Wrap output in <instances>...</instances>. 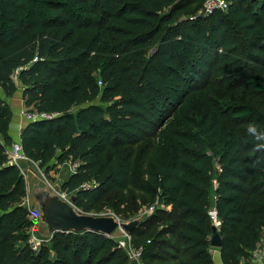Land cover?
Returning a JSON list of instances; mask_svg holds the SVG:
<instances>
[{
  "label": "trees",
  "instance_id": "trees-1",
  "mask_svg": "<svg viewBox=\"0 0 264 264\" xmlns=\"http://www.w3.org/2000/svg\"><path fill=\"white\" fill-rule=\"evenodd\" d=\"M204 1L0 0V264H130L94 232H55L49 248H29L24 167L8 156L17 84L26 111L54 115L21 130L23 154L45 175L53 163L75 168L61 188L76 210L94 214L129 191V212L106 200L128 220L137 201L157 202L130 234L141 262L161 248L213 264V211L222 263L248 260L264 232V150L249 133H264V0H230L208 16Z\"/></svg>",
  "mask_w": 264,
  "mask_h": 264
},
{
  "label": "water",
  "instance_id": "water-1",
  "mask_svg": "<svg viewBox=\"0 0 264 264\" xmlns=\"http://www.w3.org/2000/svg\"><path fill=\"white\" fill-rule=\"evenodd\" d=\"M22 163L27 167L29 165L27 159H23ZM23 175L27 185L28 209L37 217L36 230L44 237H51L55 232H94L111 237L118 230L130 235L144 219L141 217L120 222L112 215L94 216L80 213L74 206V195L67 201L59 196L62 192L61 183L51 187L39 172L30 167L23 169ZM209 245L215 249H220L222 245L216 224L212 226Z\"/></svg>",
  "mask_w": 264,
  "mask_h": 264
},
{
  "label": "rangeland",
  "instance_id": "rangeland-1",
  "mask_svg": "<svg viewBox=\"0 0 264 264\" xmlns=\"http://www.w3.org/2000/svg\"><path fill=\"white\" fill-rule=\"evenodd\" d=\"M15 82L17 83V80ZM17 88L18 89H17V92L15 93V95L11 99L6 100V102L9 105V107L11 109V112H12L11 121L13 122V119L15 120L18 117H20L22 119V124L26 125L28 123H32V121H29V119H28V116L31 114V112L26 111V109L24 107V104H23V101H22V86L20 84H17ZM0 96L3 98V93L1 91H0ZM215 96L217 98L218 97L222 98V101H224V99L225 100H229V97L231 96V93L220 92V93L216 94ZM151 141H152V139L145 140L138 148H142L144 145L149 144ZM14 143H20V141L16 142L15 140L14 141L12 140V144L10 145V147ZM28 163H29L28 167H30L31 169L36 170L37 172H39L42 175V177L45 179V181L51 187L61 183L62 180L67 176V173L70 172V168L73 167L69 163H64V164H59V165H55L53 163V164L50 165V170H49L48 174L45 175L44 172H43V169H39L37 167V165H35V164H33V163L29 162V161H28ZM18 164H20V165L22 164L24 168H28L27 166H25L22 163V161H21V163H18ZM131 195L132 194L129 191H121V192H119L117 194H111L108 197L104 198L100 203H98V205L96 206V209L94 210V214L92 213L91 215H94V216H108V215H112V216L116 217L120 222H127V221H130L132 219H138V218H141V217L148 216V215H150V214L155 212V210H154L153 212L148 213L149 212V208L152 205H154L155 203L147 205V204H142V202L137 201L136 206L138 205V209H137V211H135V213L133 215H131L132 217L130 216L131 217L130 219L127 220V219H123L121 217L120 218L117 217L115 215V213H114V209L116 207H119V210L122 212V214L124 212H127L128 211V205H129V199H131ZM68 199H69V197H68ZM107 199H118L117 203L114 206V209H113V206L109 205V203L106 201ZM155 205H156L155 209H157L158 205L157 204H155ZM31 218L33 219V215H32ZM34 218H35V216H34ZM35 220H36V218H35ZM162 227H163V224L152 226V227H149V228L146 227L145 228L146 235H148L151 230H154V229L160 230ZM28 235H32L33 237H36V238H39V236L43 237L42 235H40L36 231L35 228H32V227L29 229ZM122 236H123L122 232L120 230H118V231H116L113 234V236H111V238H113L115 240V242H116ZM140 239H135V240L138 241ZM160 240H162V242H163V240L166 241V242H172V243L175 242V240L173 238L169 237V236L162 237ZM29 241H30V236H29ZM29 241H28V245H29V248H30V242ZM50 241H51V237H45V241L41 244L40 248L43 247V246L48 247L49 244H50ZM17 246H23V245H21L20 243H17ZM165 249L166 248L163 247V250H165ZM161 250H162L161 248H158L156 250V252H155L156 256H158L157 259H152V260L148 261L146 264H183V262H185L187 260V257H185L183 255L182 256H178L176 258V260H172L169 256H166ZM38 252L39 251H37L36 253H38ZM166 252H167L166 253L167 255H170V251L167 250ZM141 264H145V263L141 262Z\"/></svg>",
  "mask_w": 264,
  "mask_h": 264
},
{
  "label": "built area",
  "instance_id": "built-area-1",
  "mask_svg": "<svg viewBox=\"0 0 264 264\" xmlns=\"http://www.w3.org/2000/svg\"><path fill=\"white\" fill-rule=\"evenodd\" d=\"M229 1L230 0H205L203 2L200 13L204 16H208V15H211L212 13H214L216 11L226 12L228 9ZM52 117H54V115H48V114H44V113L38 114L36 112H33L28 116V119H29V121L35 122V121H39V120L51 119ZM8 156H9L10 162L15 164V165H18V163H21V161L23 159H27L23 154L20 143H14L8 149ZM74 171H75L74 167L70 168L69 174L74 173ZM95 186H96L95 182L92 181V182H88V183L83 184L81 186V188L88 190V189L94 188ZM59 195L64 200L68 199V196L63 192H61ZM155 204H157V202H155ZM155 204L149 208L148 213H151L155 210V208H156ZM26 205L28 208L27 200H26ZM31 214L33 215V219H34L33 220L31 218V220H33V222H34L32 228L36 229L35 224L37 221V217L35 216V214H33V213H31ZM210 215L213 219V222H215L216 225H219V222H217V220H216L215 211L211 212ZM34 216H35L36 220H35ZM122 234H123V236L119 240L116 241L118 247L121 248L126 253L130 264H141V258H140L141 251H140V249H135L133 247L131 237L129 235L125 234L124 232H122ZM29 236H30V241H29L30 242V249L34 253H36L37 251H39L41 244L45 241V237L39 236V238H36V237H33L32 235H29ZM261 242H264V232L260 238V242H259L258 247L254 251L251 252L248 260L253 261V260L258 259L262 256L263 251H262V247H261Z\"/></svg>",
  "mask_w": 264,
  "mask_h": 264
},
{
  "label": "crops",
  "instance_id": "crops-1",
  "mask_svg": "<svg viewBox=\"0 0 264 264\" xmlns=\"http://www.w3.org/2000/svg\"><path fill=\"white\" fill-rule=\"evenodd\" d=\"M25 124H22V119L18 117L17 119H13V122L11 121L10 126H9V134L12 137V140L19 142V136H20V131L24 128ZM214 224H216L214 222ZM217 227L219 225H216ZM261 247H262V256L258 259H255L253 261L250 260H245L242 261L241 264H264V242H261ZM211 255H212V260L213 264H223L221 261L220 257V252L219 249L212 248L211 250Z\"/></svg>",
  "mask_w": 264,
  "mask_h": 264
},
{
  "label": "clouds",
  "instance_id": "clouds-1",
  "mask_svg": "<svg viewBox=\"0 0 264 264\" xmlns=\"http://www.w3.org/2000/svg\"><path fill=\"white\" fill-rule=\"evenodd\" d=\"M249 133L254 136L256 143V150H264V133H258L255 126L250 125L249 126Z\"/></svg>",
  "mask_w": 264,
  "mask_h": 264
}]
</instances>
